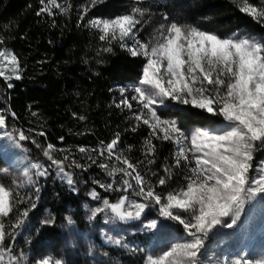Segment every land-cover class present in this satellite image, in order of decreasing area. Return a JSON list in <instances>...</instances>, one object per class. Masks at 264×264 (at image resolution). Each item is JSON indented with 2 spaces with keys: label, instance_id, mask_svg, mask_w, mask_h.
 Here are the masks:
<instances>
[{
  "label": "snow or ice",
  "instance_id": "6c2138e0",
  "mask_svg": "<svg viewBox=\"0 0 264 264\" xmlns=\"http://www.w3.org/2000/svg\"><path fill=\"white\" fill-rule=\"evenodd\" d=\"M104 2L86 0L81 4L76 26L98 33L99 40L105 45L98 55L100 52L112 53L115 43L131 57H142L146 61L139 86L130 90L119 88L121 99L114 102L115 107L133 113L135 124L131 131L135 132L140 124L149 130L144 140V160L139 163H156L154 140L174 145V163L163 167V175L153 187L136 164L123 152L116 151L120 143L119 133L107 144L101 141L100 147L92 150L105 162L97 164L96 159L88 155L90 163L82 164L71 157L67 149L56 148L51 143L42 145L30 135L32 129L26 133L13 125L9 130L3 110H0V140H7L22 152L28 151L22 143L25 141L41 149L46 160L54 166L56 175L73 192L77 191V181L67 170L69 168L87 171L95 164L109 177L121 175L122 187L93 181L106 193L125 194L116 202H110L102 198L96 189L90 190L88 197L101 203L91 209L89 219L104 213L105 223L128 224L141 221L147 209L155 208L162 221L180 225L183 235L158 253H148L144 264H212L210 258H205L208 240L221 230H240L246 207L258 199L264 200V159H256L257 152H264V42L238 33L222 37L198 26L175 21L160 24L144 41L139 36L141 28L138 26L147 23L145 17L149 10L137 6L141 0H134L128 12L85 20L93 8ZM230 2L237 6L240 13L264 27V8H258L249 0ZM39 3L41 7L36 11L37 17L45 14L48 17L66 16L73 7L70 0H63V3L60 0H39ZM164 19L168 20V17ZM52 24L55 27L54 20ZM4 43V37L0 36V45ZM21 73L20 61L14 52L0 48V78L8 89L13 87L12 80L22 79ZM166 101L221 117L223 130H198L189 136L176 120L165 119L158 114L159 108L168 107ZM9 112L16 119V114ZM33 115L36 113L33 112ZM78 119L84 120L85 117ZM45 135L43 131L35 133L39 137ZM60 139L63 141V137ZM131 150L132 146L128 145L127 151ZM78 151L88 153L84 147ZM55 153H60L61 158H57ZM181 167L187 169L184 176L186 185L166 195L158 193L156 188L165 186L172 179L173 169ZM253 172L255 175H252ZM151 175L156 176L157 173L151 172ZM22 176V182L12 181L13 187L0 183V264H65L60 258L43 255L26 260L23 254L18 256L14 253L12 244L5 246L6 237L15 241L16 230L37 207L38 196L36 200L31 197L25 200L18 189L36 186L37 179L34 177L47 178L48 168L39 162L31 163L30 167L23 169ZM35 191L39 193L38 186ZM129 193L138 197L139 202L130 199ZM25 203L28 206L19 211L15 222L7 224L17 206ZM65 220L69 226L74 223L71 216L65 217ZM41 223L51 226L53 219ZM166 227L168 225L156 219L142 224V230L147 232ZM104 242L128 248V244L120 238L109 237ZM231 264H264V257L255 261L241 257L232 260Z\"/></svg>",
  "mask_w": 264,
  "mask_h": 264
},
{
  "label": "trees",
  "instance_id": "16d2710c",
  "mask_svg": "<svg viewBox=\"0 0 264 264\" xmlns=\"http://www.w3.org/2000/svg\"><path fill=\"white\" fill-rule=\"evenodd\" d=\"M60 2L63 3V0ZM70 2L73 7L66 16L48 17L45 14L37 17L36 11L41 7L39 0H0V36L5 39L4 45H0V48L13 51L22 68V79L12 80L11 89H8L3 78H0V110H3L7 117L9 130L13 125L26 133L32 129L30 135L42 145L51 143L56 148L67 149L71 157L82 164L90 163L88 155L96 159L97 164L105 162L103 157L92 150L98 149L101 141L107 144L119 133L120 143L116 151L123 152L155 187L157 179L163 175V167L174 163V145L154 140L156 163L152 165H147L146 161L139 163L144 160V140L149 130L147 126L140 124L135 132L131 131L135 124L132 119L133 113L127 109L116 108L114 103L121 99L119 88L135 87L139 84L146 61L141 57H131L115 43L112 53L100 52L98 55L99 50L105 46L99 40L98 33L83 26H76L79 7L86 3V0ZM249 2L258 8H264V0ZM133 3L134 0H105L103 4L93 8L85 20L114 17L130 11ZM137 6L149 10L145 17L147 23L142 26L139 33L141 39L144 36L150 37L160 24L175 21L179 24L198 26L222 37L243 32L264 42V27L240 13L230 0H141ZM165 16L168 20L164 19ZM205 17L210 19H204ZM53 20L55 27L52 24ZM9 110L16 114V119L12 118ZM33 112L36 113L35 116ZM158 114L176 120L184 132L194 127L204 128L221 122L219 116L208 115L191 107H167L160 109ZM80 116L85 119H78ZM39 131L45 132L46 135L35 136ZM22 143L28 149L27 152H23L26 160L42 163L49 170L46 179L37 180L39 193L35 191L36 186L18 189L25 200L29 197L36 200L38 196L37 207L16 230L15 241L6 237L5 246L12 244L14 253L23 254L26 260L43 255L60 258L66 262L64 256L66 257L67 253H79L78 260L70 264H85L86 259L88 264H144V253L129 246L124 249L103 248L105 256L101 258L97 256L103 215L99 214L94 219H89L91 209L99 206L100 201L91 200L87 193L96 189L102 198L116 202L125 193H106L93 181L114 183L116 187H122L121 176L109 177L95 164L87 171L69 168L67 170L72 172L77 181V191L73 192L66 184L56 179V170L43 156L41 149L28 141ZM128 145L132 146L130 152L127 151ZM80 147L88 149V153H80L78 151ZM55 155L61 158L60 153ZM107 162L111 164V161ZM4 166L5 161L0 157V183L13 187L12 181L16 180L13 176L15 170L8 169L6 175L3 173L1 175ZM151 172H156L157 175L152 176ZM186 174L185 167L173 169L172 179L168 180L165 186L157 187L156 191L166 195L167 192L179 190L186 185L184 180ZM128 195L132 198L130 193ZM27 206V203L17 206V210L6 223L15 222L19 211ZM45 215L53 219L51 226H44L41 223ZM67 216H71L84 241L81 238L82 242L76 239L70 243L64 242L62 227ZM105 226L108 229V224ZM170 226L175 232L168 233L171 237L164 234L162 242L166 246L172 237L180 235L182 230L177 224L172 223ZM118 227L113 223V229H110L115 235L124 236L126 244L135 245L142 239L140 235H132L119 230ZM7 230L11 231L10 228ZM93 231L94 234L89 236L88 234ZM160 232L156 235L159 236ZM88 241H93V244L90 245ZM80 252L87 254L82 255Z\"/></svg>",
  "mask_w": 264,
  "mask_h": 264
},
{
  "label": "rangeland",
  "instance_id": "374dc122",
  "mask_svg": "<svg viewBox=\"0 0 264 264\" xmlns=\"http://www.w3.org/2000/svg\"><path fill=\"white\" fill-rule=\"evenodd\" d=\"M142 29L141 26H138ZM240 35H248L243 32H238ZM144 36V35H143ZM231 36V35H230ZM250 36V35H248ZM252 37V36H250ZM150 37L144 36L142 40L147 41ZM254 38V37H252ZM257 40V39H256ZM142 58V57H141ZM139 86V84L137 85ZM136 87V86H135ZM133 87H128L127 89H132ZM130 94V92L128 93ZM134 107H135V102ZM166 104L168 107H174V108H183V107H190V106H184V105H178L174 104L171 101H166ZM160 109H164V107H161L158 109V112ZM206 113V112H205ZM208 114V113H206ZM210 115V114H208ZM165 119H168L167 117H162ZM221 122H215L211 125L205 126L204 128H198L194 127L190 129L189 131L185 132L189 136L197 132L198 130H208L210 132H217L223 130V121L222 118L219 117ZM256 154H259L257 152ZM259 154V156L256 155V159L261 160L264 159V155ZM0 157L3 161H5V168L4 169H10L15 170L13 171V176L15 179L19 182L23 181L22 171L25 167H30V164L32 162H28L25 158V154L19 150L14 148L9 144L7 140H0ZM255 163V161H254ZM42 164V163H41ZM53 167V166H51ZM4 169L1 172V175H6ZM49 170V169H48ZM252 175H255V172L252 173ZM118 176H121L118 174ZM56 179H58L60 182L61 179L56 175ZM37 179L38 178H35ZM46 179V178H42ZM63 183V182H62ZM66 184V183H64ZM67 185V184H66ZM132 198L137 200L139 202V198L135 196H131ZM101 203V202H100ZM99 215V214H98ZM100 215H103V222L102 227L100 229V246L97 248V256L99 258L105 256V252L103 248H113V249H124L123 247H116L110 244H106L104 241L111 237V238H120L125 242L124 236H117L114 234V232L111 230L113 229V223H105V214L100 213ZM51 218L49 215H45L42 218V221L47 220ZM152 219L158 220L162 224L168 225V227L159 230L161 231L159 236L156 235L159 231L156 232H147L142 230V224L146 223ZM66 221V220H65ZM108 224V229L105 225ZM115 226H119L118 229L124 230L125 232H129L132 235H140L142 239L135 243V245H132L129 243V247L132 249L138 248L140 250H143L142 253L146 256L148 253L156 254L162 249L166 248L167 246L163 244L164 234H167L169 237L170 234L174 233V228L170 226L172 222L169 221H162L161 218L158 216L157 211L155 208H149L146 210L144 216L142 217L141 221H134L127 225H122L120 223H114ZM242 228L236 232H232V230H221L218 232L215 236H213L211 239L208 240L206 251H205V258H210L212 264H231L232 260L239 259L241 257L247 258L249 260H257L261 257H264V200L258 199L256 202H254L252 205H249L246 207V212L243 214L242 218ZM180 226V225H179ZM111 228V229H110ZM182 228V227H181ZM118 229H115L119 232ZM63 235H64V242L70 243L71 240L76 239L78 242H82L83 235H81L78 228L73 224L69 226L67 222H65V225L62 227ZM95 231L90 232V235H93ZM167 232V233H166ZM170 233V234H168ZM85 234V233H84ZM183 235V229L181 230V234L176 236L175 238L172 237L171 242H175L177 239H179ZM80 237V238H79ZM82 238V240H81ZM75 241V242H76ZM84 241V240H83ZM88 243L93 244V241H88ZM169 243V244H170ZM81 246V245H79ZM82 251V250H81ZM82 253V252H80ZM86 255L87 253H82V255ZM19 256V255H18ZM79 256V253H67V256L65 258L66 262L65 264L74 263L77 261ZM106 258V257H105ZM91 259V258H90ZM85 264H88V259H86Z\"/></svg>",
  "mask_w": 264,
  "mask_h": 264
},
{
  "label": "water",
  "instance_id": "95a60500",
  "mask_svg": "<svg viewBox=\"0 0 264 264\" xmlns=\"http://www.w3.org/2000/svg\"><path fill=\"white\" fill-rule=\"evenodd\" d=\"M129 224V223H128ZM122 225H127V224H122Z\"/></svg>",
  "mask_w": 264,
  "mask_h": 264
}]
</instances>
